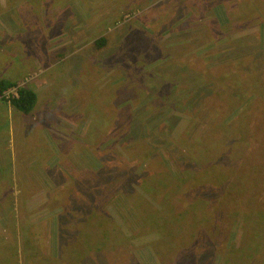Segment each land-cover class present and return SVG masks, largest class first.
I'll return each mask as SVG.
<instances>
[{
  "label": "rangeland",
  "instance_id": "rangeland-1",
  "mask_svg": "<svg viewBox=\"0 0 264 264\" xmlns=\"http://www.w3.org/2000/svg\"><path fill=\"white\" fill-rule=\"evenodd\" d=\"M2 79L38 101L0 104V264H264V0H0ZM181 171L180 211L141 186Z\"/></svg>",
  "mask_w": 264,
  "mask_h": 264
},
{
  "label": "trees",
  "instance_id": "trees-1",
  "mask_svg": "<svg viewBox=\"0 0 264 264\" xmlns=\"http://www.w3.org/2000/svg\"><path fill=\"white\" fill-rule=\"evenodd\" d=\"M105 43H106L105 37H101L95 41L97 48H102L105 45ZM230 74H232V72H230ZM230 74H229V76H230ZM184 78L187 79V77H184ZM225 82H226V80H225ZM226 84H227V82H226ZM133 86L131 87V90H133ZM181 86H183V88H182L183 93L186 94V100L184 101V104H188L186 106L187 109L191 108L192 110L195 111L194 106H192L193 104H192L191 100H194L196 107L208 105L209 103H211L213 108L216 109V111H219L218 110L219 104L223 105L225 103L224 100L217 101V97L210 93V90L207 88V86L204 84L198 83L197 80H195L194 82H182ZM14 91L17 92V95H15L13 93ZM195 91H199V93L204 92L203 97H198L197 95H195L196 99H192L191 97H188L189 94H192L193 92L195 93ZM0 100H1L0 104H1V102H3L4 104L9 105L13 110L16 109L18 111L23 112L26 115H29L33 112V110L37 104L38 95H37L36 91H34L33 89H31L29 87V85L26 86L25 84H23V85L18 84V81H13V80H9V79H2V80H0ZM214 102H216V103H214ZM119 118L122 120L125 117L120 116ZM177 119L178 118H176L174 120L168 119L169 122L171 120H173L168 125L169 126L168 128L170 130H173L177 127L178 121H175ZM139 121L140 120L138 118H136V119L134 118V122L132 123V126H131V134H130V137H132V138L133 137L137 138V136H138L137 133H135L133 131L138 129L136 126L138 125ZM122 124H124V120H122ZM159 130H162L164 132L165 128L163 127V128H160ZM139 132H141L140 133L141 135H144L145 129L140 128ZM143 138H147V135H145ZM133 143H134V141H132L131 144H133ZM124 149H125V151H126V149H128L129 152L131 153V155L134 156V154H133L134 148L130 149L128 146H126V147H124ZM154 159H155V157H154ZM152 163H151V165L147 166V169H145V172L150 171L151 169H153V167H156V168H159L160 166L163 167V165L159 162L157 163L155 161L153 163V165H152ZM186 166L187 165H182V167H186ZM110 169H111V165L107 162V160L103 159V161H102V173H101L102 174V178H101L102 180L106 176L110 175V173H109ZM180 173L182 175L181 181H182L183 187H182L181 192H179V193L171 194L170 192H168L167 188L162 187L160 189V188H158L159 184L156 182H153V181H149L146 184H141V186L146 187L147 190L149 192H151V194L154 196V199L157 201V203L160 206L168 205V206L173 207L176 211H180V210L185 209L189 205H192L193 203L196 202V198H198L196 196H198V194L203 191V189H199L200 185L208 184V181H205V180L199 181V179H197L196 176H194V174H191V175L188 173L184 174L182 171ZM69 176H70V174H68V177ZM145 176L146 175H143V178L146 179ZM68 177H67V179H68ZM176 177H177V175L174 176V179ZM113 179L114 178L112 177L109 180L112 181ZM171 179L172 178H170V180ZM174 179H172V180H174ZM154 183H156V187H155ZM157 189H160V191ZM157 197L159 198V201L157 200ZM152 204H153V202H151L149 204V208L151 210H153L155 207ZM78 205L84 206L83 209H85L89 205V203L83 204V203H81V201L78 200ZM80 211H77V213ZM69 220H71V219H69ZM107 236H109V235H107Z\"/></svg>",
  "mask_w": 264,
  "mask_h": 264
},
{
  "label": "built area",
  "instance_id": "built-area-1",
  "mask_svg": "<svg viewBox=\"0 0 264 264\" xmlns=\"http://www.w3.org/2000/svg\"><path fill=\"white\" fill-rule=\"evenodd\" d=\"M13 93H14L15 95H17V92H16V91H14Z\"/></svg>",
  "mask_w": 264,
  "mask_h": 264
},
{
  "label": "crops",
  "instance_id": "crops-1",
  "mask_svg": "<svg viewBox=\"0 0 264 264\" xmlns=\"http://www.w3.org/2000/svg\"><path fill=\"white\" fill-rule=\"evenodd\" d=\"M9 110H12L13 111V109L12 108H10ZM26 120V119H25ZM27 121V120H26Z\"/></svg>",
  "mask_w": 264,
  "mask_h": 264
},
{
  "label": "clouds",
  "instance_id": "clouds-1",
  "mask_svg": "<svg viewBox=\"0 0 264 264\" xmlns=\"http://www.w3.org/2000/svg\"><path fill=\"white\" fill-rule=\"evenodd\" d=\"M29 115H31V114H29ZM32 116V115H31Z\"/></svg>",
  "mask_w": 264,
  "mask_h": 264
}]
</instances>
